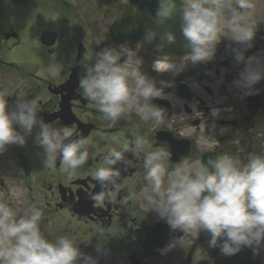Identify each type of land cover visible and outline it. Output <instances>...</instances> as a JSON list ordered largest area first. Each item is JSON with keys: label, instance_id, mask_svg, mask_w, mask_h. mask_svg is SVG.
Masks as SVG:
<instances>
[{"label": "flooded vegetation", "instance_id": "af4514ba", "mask_svg": "<svg viewBox=\"0 0 264 264\" xmlns=\"http://www.w3.org/2000/svg\"><path fill=\"white\" fill-rule=\"evenodd\" d=\"M157 8L158 0H0V87L8 89L10 106L20 94L37 97L38 118L71 126L76 136L91 141L88 162L71 180L60 171L59 160L54 168L45 165L43 149L35 141L38 126L23 146L8 145L0 154V203L16 211L17 218L30 205L40 207V228L47 239L74 237L80 251L98 264H225L220 249L209 247L207 232L185 235L183 246L161 251L183 233L172 231L154 211L129 198L130 192L139 193L146 186L143 156L136 159L127 153L134 166H115L121 169L118 183L123 182V188L109 189L103 200L95 199L103 189L90 171L114 146L113 137L131 141L146 135L153 149L166 142L173 153L170 170L183 158L206 162L209 156L229 154L246 163L249 154L264 155V79L251 94L237 86L245 69L235 58L242 46L225 33L212 60L188 62L179 71L158 74L151 64L159 55L137 42L138 17L152 24ZM124 11V23L116 31L120 34L114 36L112 25ZM254 18L256 35L244 56L264 61V0H257ZM175 25L176 19L173 31ZM121 44L132 49L142 45V70L158 86L161 80L172 82L164 88L171 99L152 101L166 110L163 124L142 122L132 112L109 127L79 88L83 63L102 48ZM183 57L170 59L179 65ZM56 69L59 74L53 76ZM177 83L191 90L184 88L179 95ZM194 108L200 117H192ZM233 262L251 264V249H242Z\"/></svg>", "mask_w": 264, "mask_h": 264}, {"label": "clouds", "instance_id": "9594fccd", "mask_svg": "<svg viewBox=\"0 0 264 264\" xmlns=\"http://www.w3.org/2000/svg\"><path fill=\"white\" fill-rule=\"evenodd\" d=\"M256 9L257 0H158L154 23L163 26L179 17L184 46L190 52L179 65L166 55L157 57L152 70L164 74L179 71L188 62L212 60L226 33L242 46L236 50L235 58L245 63V69L236 84L245 94H251L254 85L264 79V61L256 57L246 60L244 56L256 35ZM156 37L157 32L148 29L144 42L151 44ZM176 39L173 31H166L160 36L162 43L157 45V51H163L165 44L175 43ZM141 47L106 46L83 63L85 74L79 88L103 114L109 127L132 112L142 122H165L166 110L152 101L171 99L164 88L173 85L161 80L158 86L157 80L142 70ZM58 74L59 69L52 73ZM9 96L8 89L0 87V154L10 144H26L38 126L35 141L43 149L45 165L54 168L59 160L60 171L71 180L88 162L91 141L83 135L76 136L71 126H57L38 118L41 109L37 97L27 99L20 94L13 107ZM200 116L194 108L192 117ZM112 139L114 146L108 147L101 163L90 171L103 189L95 199L103 200V193L109 189L123 188V182L118 183L121 169L115 166H134L127 153L136 159L143 156L146 186L139 193L130 192L129 198L140 201L148 212L154 211L172 231L183 233L162 252L178 244L183 246L185 235L199 236L201 232L208 233L210 248H219L226 256L244 248L252 249L254 255L264 250V155L249 154L246 163L229 154L209 156L206 162L189 163L183 158L170 170L168 162L173 153L166 142L153 149L146 135H136L131 141ZM42 217V209L35 204L17 218L16 211L0 203V264H98L94 257L80 251L74 237L47 239L40 228Z\"/></svg>", "mask_w": 264, "mask_h": 264}, {"label": "water", "instance_id": "95a60500", "mask_svg": "<svg viewBox=\"0 0 264 264\" xmlns=\"http://www.w3.org/2000/svg\"><path fill=\"white\" fill-rule=\"evenodd\" d=\"M178 18V17H177ZM119 22H120V20H119ZM118 22V23H119ZM160 30V33L161 34H164L166 31H168V29H164V30H162V29H159ZM184 52V51H187V52H190V49H175V52ZM221 257H227V258H229L227 261L229 262V264H234V262H233V256H226V255H223V256H221ZM251 264H264V259H262L261 258V256H260V254H258V255H254V253H253V251H252V249H251Z\"/></svg>", "mask_w": 264, "mask_h": 264}]
</instances>
